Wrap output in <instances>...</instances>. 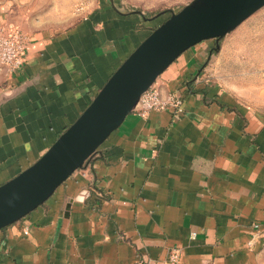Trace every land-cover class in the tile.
Returning <instances> with one entry per match:
<instances>
[{"label":"crops","instance_id":"0c3cea01","mask_svg":"<svg viewBox=\"0 0 264 264\" xmlns=\"http://www.w3.org/2000/svg\"><path fill=\"white\" fill-rule=\"evenodd\" d=\"M119 1L0 0V24L29 36L23 67L0 76V185L150 33ZM211 48L192 46L158 78L183 92L184 112L127 116L45 203L0 230V264H169L175 247V264H264L253 226L264 222V113L196 77Z\"/></svg>","mask_w":264,"mask_h":264},{"label":"water","instance_id":"95a60500","mask_svg":"<svg viewBox=\"0 0 264 264\" xmlns=\"http://www.w3.org/2000/svg\"><path fill=\"white\" fill-rule=\"evenodd\" d=\"M110 1L117 9L114 0ZM263 6L264 0H191L181 10L171 12L116 68L44 154L0 185V230L41 206L84 167L134 113L141 95L182 53L207 39H215L211 51L218 50L225 35ZM132 12L143 14L140 10ZM200 74L201 69L196 77Z\"/></svg>","mask_w":264,"mask_h":264},{"label":"rangeland","instance_id":"374dc122","mask_svg":"<svg viewBox=\"0 0 264 264\" xmlns=\"http://www.w3.org/2000/svg\"><path fill=\"white\" fill-rule=\"evenodd\" d=\"M190 1L120 0L119 4L128 11H142V30H152L171 12L181 10ZM77 14L83 18V15ZM146 35L143 34V38ZM206 41L212 48L216 46L215 39ZM219 44L218 50L209 51L201 60L198 70L201 69L205 75V84H217L226 95L239 99L256 112L264 113V6L225 35ZM206 80L209 82L206 83ZM1 85L0 88L3 87Z\"/></svg>","mask_w":264,"mask_h":264},{"label":"built area","instance_id":"2783aa9c","mask_svg":"<svg viewBox=\"0 0 264 264\" xmlns=\"http://www.w3.org/2000/svg\"><path fill=\"white\" fill-rule=\"evenodd\" d=\"M76 12L87 19L89 14L87 7L80 4ZM29 42L28 34L21 29L9 24H0V75H12L17 73L26 61V49ZM171 109L177 116L184 112V94L181 90H164L158 80L143 93L135 106L134 113L141 117H147L150 112ZM257 230L264 229V222L254 223ZM27 233V231H26ZM192 232V236H195ZM180 257V249L173 248L168 257L169 264H175Z\"/></svg>","mask_w":264,"mask_h":264},{"label":"trees","instance_id":"16d2710c","mask_svg":"<svg viewBox=\"0 0 264 264\" xmlns=\"http://www.w3.org/2000/svg\"><path fill=\"white\" fill-rule=\"evenodd\" d=\"M140 28L142 29L141 26H140ZM153 29H154V28H153ZM153 29H152V30H153ZM152 30H150V32H151ZM187 88L189 89V85H188V84H187ZM205 88H206V87H205ZM205 88L202 87V88H199V90H203V89H205Z\"/></svg>","mask_w":264,"mask_h":264}]
</instances>
